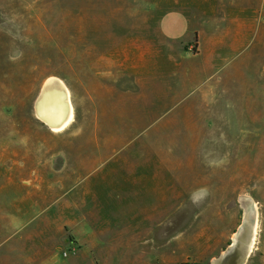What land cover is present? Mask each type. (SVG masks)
I'll return each mask as SVG.
<instances>
[{
	"label": "rangeland",
	"instance_id": "374dc122",
	"mask_svg": "<svg viewBox=\"0 0 264 264\" xmlns=\"http://www.w3.org/2000/svg\"><path fill=\"white\" fill-rule=\"evenodd\" d=\"M193 4L0 0V264H264V0Z\"/></svg>",
	"mask_w": 264,
	"mask_h": 264
},
{
	"label": "bare ground",
	"instance_id": "6f19581e",
	"mask_svg": "<svg viewBox=\"0 0 264 264\" xmlns=\"http://www.w3.org/2000/svg\"><path fill=\"white\" fill-rule=\"evenodd\" d=\"M41 113L50 119L54 125L53 130L61 131L73 119V105L70 91L64 82L56 76H51L46 83L43 96L39 101ZM257 202V201H256ZM259 208V207H258ZM256 215V209H251ZM259 210V209H258ZM257 218L252 228V237L249 247L252 250L257 238Z\"/></svg>",
	"mask_w": 264,
	"mask_h": 264
},
{
	"label": "water",
	"instance_id": "95a60500",
	"mask_svg": "<svg viewBox=\"0 0 264 264\" xmlns=\"http://www.w3.org/2000/svg\"><path fill=\"white\" fill-rule=\"evenodd\" d=\"M57 78H59V77H57ZM47 80L45 81L38 97L36 98V101L34 104V110H35L36 116L42 122H44L48 127L53 129L54 125H53L52 121L50 119H48L45 115H43L41 113L40 108H39V101H40L41 97L43 96ZM256 218H257V214L255 215L253 211L246 214V216L243 219V222L240 224L239 228L236 230V232L233 235V242L231 243L230 248L227 250V252H223L222 254H220V256L214 258L212 260L211 264H221V262L226 258V256H228L229 253H232L236 249L240 250L241 256H242V261L246 259V257L248 256V254L251 250L249 247V242H250L251 233H252L251 230H252V227L254 225V221L256 220Z\"/></svg>",
	"mask_w": 264,
	"mask_h": 264
},
{
	"label": "crops",
	"instance_id": "0c3cea01",
	"mask_svg": "<svg viewBox=\"0 0 264 264\" xmlns=\"http://www.w3.org/2000/svg\"><path fill=\"white\" fill-rule=\"evenodd\" d=\"M162 5L167 11L181 10L182 12H185V10L188 9V7L194 6L193 0H162ZM161 20H163V27H162V21H160L161 30L166 35V37H168L170 39H183V38H186L187 37L186 35H189V33H190V22H188L187 28L184 32L174 33V32H172L173 31L172 29L170 30L169 28H167L164 25L165 16L164 17L162 16ZM165 30H167V32ZM111 235L112 234L110 232L109 236L111 237Z\"/></svg>",
	"mask_w": 264,
	"mask_h": 264
},
{
	"label": "trees",
	"instance_id": "16d2710c",
	"mask_svg": "<svg viewBox=\"0 0 264 264\" xmlns=\"http://www.w3.org/2000/svg\"><path fill=\"white\" fill-rule=\"evenodd\" d=\"M196 37H197V33H196Z\"/></svg>",
	"mask_w": 264,
	"mask_h": 264
}]
</instances>
